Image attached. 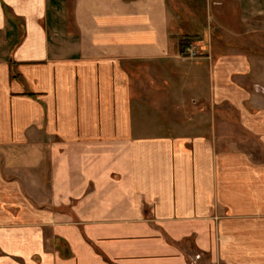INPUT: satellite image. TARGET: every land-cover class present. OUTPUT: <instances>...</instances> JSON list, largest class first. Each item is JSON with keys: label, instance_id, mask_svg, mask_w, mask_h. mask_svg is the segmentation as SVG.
I'll return each mask as SVG.
<instances>
[{"label": "crops", "instance_id": "crops-1", "mask_svg": "<svg viewBox=\"0 0 264 264\" xmlns=\"http://www.w3.org/2000/svg\"><path fill=\"white\" fill-rule=\"evenodd\" d=\"M211 1L223 3L207 0L204 17L195 0H170L203 24ZM236 1L250 34L264 10ZM170 7L0 0V264H264V158L219 147L220 125L167 136L135 110L133 71H158L199 36L178 33ZM204 31L236 53L180 64L183 87L233 107L264 152V96L243 86L251 52Z\"/></svg>", "mask_w": 264, "mask_h": 264}, {"label": "rangeland", "instance_id": "rangeland-1", "mask_svg": "<svg viewBox=\"0 0 264 264\" xmlns=\"http://www.w3.org/2000/svg\"><path fill=\"white\" fill-rule=\"evenodd\" d=\"M257 1V9L264 10V0ZM195 2L197 9H201L200 13L202 11L201 14L204 17L206 14L208 15L207 0H195ZM169 3L175 18L174 23L177 32H183V24L186 23L190 26L188 31L198 34L202 41H198L184 50L176 60L177 63L167 58L163 60L158 71L154 65H140L133 71L135 110L143 111L148 116L144 120L145 122L156 125V127L157 123H160L159 134H166L167 136L174 126L179 124L185 127L186 122L192 120L195 123H200L203 127L208 125L217 128L220 125L225 127L221 132H224L225 135L219 140L217 144L219 147L241 149L257 159H263L264 152L259 141L241 127L237 111L233 107L224 104L213 111L212 103L208 101L206 95H204L206 99L200 97V94L190 95L191 91L183 85L192 83L189 79L190 71L188 68L190 66L187 64H192L203 58H208L207 60L212 63L217 57L224 55L227 58H233L234 53H236L234 50H226L220 47L218 38H212L211 35H208V38L205 37V28L211 27L212 33L213 28L217 27L221 31V40L246 47L247 50L243 51L244 54L247 53L248 59V53L251 52L252 71L249 77L244 78L246 82L243 83V86L248 91L251 89L253 92H258L264 96V85H262L264 84V15L259 13L260 17H256L252 24H249L253 29L251 30L252 33L249 34V31H242L241 24L237 19L240 6L236 0H223L222 4L220 2L213 4L211 1L207 24H203L199 20L202 17L197 16V10L194 11L195 9L187 7L184 3L173 5L170 0ZM189 49L195 54L194 56ZM184 62L187 64L181 66L180 64ZM199 87L196 86V89L199 90ZM201 87L205 91L206 87L204 85ZM182 98H187V101H182ZM208 112L210 114L214 112L217 118L215 120H211V118L196 119L199 114L208 116Z\"/></svg>", "mask_w": 264, "mask_h": 264}, {"label": "trees", "instance_id": "trees-1", "mask_svg": "<svg viewBox=\"0 0 264 264\" xmlns=\"http://www.w3.org/2000/svg\"><path fill=\"white\" fill-rule=\"evenodd\" d=\"M200 41L199 36H185L181 39L180 45L182 48V52L187 48L193 45L194 43Z\"/></svg>", "mask_w": 264, "mask_h": 264}, {"label": "built area", "instance_id": "built-area-1", "mask_svg": "<svg viewBox=\"0 0 264 264\" xmlns=\"http://www.w3.org/2000/svg\"><path fill=\"white\" fill-rule=\"evenodd\" d=\"M188 48H190V47H188ZM188 48H186V49H188ZM189 50H190V49H189ZM190 53H192L193 56L195 55L193 52H191V50H190Z\"/></svg>", "mask_w": 264, "mask_h": 264}]
</instances>
